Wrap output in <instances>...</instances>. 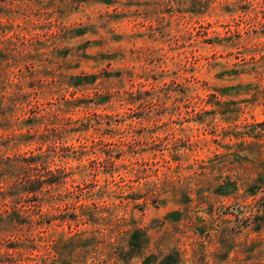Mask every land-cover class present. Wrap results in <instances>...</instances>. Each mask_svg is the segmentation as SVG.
Returning a JSON list of instances; mask_svg holds the SVG:
<instances>
[{"label":"rangeland","instance_id":"obj_1","mask_svg":"<svg viewBox=\"0 0 264 264\" xmlns=\"http://www.w3.org/2000/svg\"><path fill=\"white\" fill-rule=\"evenodd\" d=\"M167 255L264 264V0H0V264Z\"/></svg>","mask_w":264,"mask_h":264},{"label":"trees","instance_id":"obj_2","mask_svg":"<svg viewBox=\"0 0 264 264\" xmlns=\"http://www.w3.org/2000/svg\"><path fill=\"white\" fill-rule=\"evenodd\" d=\"M33 162H30L28 165H31L32 166ZM31 166H29L30 168H28L27 170L30 171L31 169ZM48 170V169H47ZM49 172H51L50 170H48ZM38 183H41L43 182L42 180H37ZM51 184H55V181H50ZM49 183V184H50ZM38 189V188H37ZM37 189H30V191H33V190H37ZM173 260V258L170 256V255H167L166 257H164V264H170V262ZM163 264V263H162Z\"/></svg>","mask_w":264,"mask_h":264}]
</instances>
